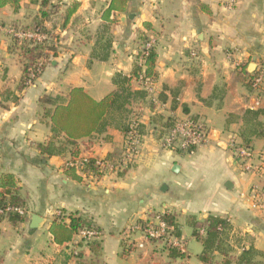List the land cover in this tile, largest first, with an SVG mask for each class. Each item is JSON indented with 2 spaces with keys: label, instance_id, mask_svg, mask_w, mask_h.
<instances>
[{
  "label": "crops",
  "instance_id": "obj_1",
  "mask_svg": "<svg viewBox=\"0 0 264 264\" xmlns=\"http://www.w3.org/2000/svg\"><path fill=\"white\" fill-rule=\"evenodd\" d=\"M60 1L49 0L45 8L43 0H21L18 9H0V25L20 26L51 11L44 26L58 41V56L51 55L39 78L21 88L20 47L0 32V177L15 176L29 217L18 225L0 219V264H122L119 258L127 260L137 247H128V232L143 223L156 224L164 214L175 216L182 261L188 259L183 225L208 216L227 219L231 227L229 257L215 253L212 264L229 259L233 264L234 256L249 248L264 254V213L251 208L250 198L252 186L264 177V116L250 142L255 153L247 163L250 169L229 149L231 137L243 142L245 113L264 110V91L247 86L255 74L249 66H264V0H235L234 5L230 0H128L124 11L111 15L113 49L107 62L90 61V56L110 0ZM140 31L148 34L157 54L155 93L130 109L140 124V154L122 174H76L77 180L66 173L67 163L78 156L118 159L125 134L109 125L79 140L73 157L66 136L54 134L41 101L52 96L66 102L75 87L103 100L115 91L116 74L130 76ZM132 87L141 90L136 81ZM188 116L205 121L209 144L193 153L164 150L161 135L173 121ZM228 183L233 186L227 188ZM62 210L66 216L86 217L98 237L77 234L57 244L50 229ZM32 215L43 219L40 228L31 227ZM162 245L169 258L164 264H179V258L170 257L168 244Z\"/></svg>",
  "mask_w": 264,
  "mask_h": 264
},
{
  "label": "trees",
  "instance_id": "obj_2",
  "mask_svg": "<svg viewBox=\"0 0 264 264\" xmlns=\"http://www.w3.org/2000/svg\"><path fill=\"white\" fill-rule=\"evenodd\" d=\"M128 0H110L109 7L104 11L103 20L105 24L96 33V44L93 47L90 61L107 62L113 49V36L111 34V26L115 20L111 19L113 12H121L125 10V5ZM21 0H0V9L7 5H13L15 9L19 8ZM42 5L46 8L48 0H43ZM77 9V5L73 10ZM51 11H43L41 18L37 19L32 25L23 26V29L41 28L44 33L49 35L50 42L46 45L34 44L30 42H20L15 39L14 42L20 47L21 58L23 60V72L20 81V87L23 88L29 84L31 73L35 71L38 63L41 60L49 62L50 56H58L56 45L57 37H54L49 32L44 23L50 19ZM12 26L19 27L20 25L13 24ZM147 30L151 29L150 24L145 25ZM53 41V44H51ZM149 41L147 33L140 31L137 36V42L140 45V50L134 59L133 70L130 76L118 73L113 78V84L116 89L101 101L94 100L81 87L72 88L68 100L66 102H58L59 98L45 96L42 99L43 108L46 111V116L51 118L53 132L55 135L64 134L66 136V144L72 151V156L76 157L77 142L84 138L91 137L94 133H103L109 125L120 129L125 135L129 131L130 124L133 119L131 107L134 103L144 102L148 94L144 90H134L132 87L133 81L138 83L140 75L144 74L147 79L153 82L157 79L155 65L157 54L152 48L146 55L145 45ZM43 67V70L45 68ZM40 76V75H39ZM39 78V77H38ZM37 78V79H38ZM36 79V80H37ZM34 80V81H36ZM33 81V82H34ZM248 88L251 86L247 84ZM260 116H264V110H248L245 113V121L247 127L240 134L243 143L250 147V142L257 135V129L263 124L258 121ZM173 121L170 127L165 130L162 138L173 127ZM141 134V131H140ZM142 135V134H141ZM107 159H115L114 155H109ZM90 170H94L90 167ZM96 171V170H94ZM66 173L77 180H81L76 176L73 168L66 167ZM8 208L22 209L23 215L12 211L6 215L0 216V219L7 218L13 225L26 223L29 217L26 212L25 200L21 197L17 180L12 174H3L0 177V210L6 211ZM160 218L166 222L168 228L172 231V235L176 239L181 238V232L176 223L175 216L160 215ZM69 220V223H67ZM143 223L142 225H146ZM190 226L193 227V236L203 244V251L199 256L202 264H212L215 253L229 257L231 249L228 247V235L230 232V224L227 219L208 216L202 221L195 218L190 219ZM86 229L99 230L82 215L71 214L66 216L62 210L53 221L51 233L57 244L63 245L71 242L73 237ZM201 230L205 231L201 235ZM170 257L172 259L184 258L185 253L180 252L176 248H170ZM264 254L249 248L240 253L236 257L233 264H264L261 259ZM223 264H232V260H225Z\"/></svg>",
  "mask_w": 264,
  "mask_h": 264
},
{
  "label": "built area",
  "instance_id": "obj_3",
  "mask_svg": "<svg viewBox=\"0 0 264 264\" xmlns=\"http://www.w3.org/2000/svg\"><path fill=\"white\" fill-rule=\"evenodd\" d=\"M230 4L234 5L235 0H230ZM0 32L5 33L11 38L20 42H30L34 44L46 45L50 42L49 35L44 33L41 28L23 29V27L12 25H0ZM153 48V41L149 40L145 45L146 55ZM45 60H41L35 71H32L29 83L36 80L43 73ZM250 79L251 87L256 91H264V66L259 67ZM138 85L148 95L155 93L154 82L147 79L144 74L140 75ZM142 135L140 134V124L134 120L129 127V131L125 135L124 149L118 159H97L91 157L78 156L67 163V168H73L77 174L86 175L88 173L96 174L97 176L119 175L129 169L134 164L140 154L142 146ZM210 142V132L205 122L201 119L188 116L175 121L173 127L161 140V146L166 151L171 152H188L193 153L195 150L205 147ZM229 149L232 151L236 160L239 163H249L253 157V150L239 141L233 136L229 142ZM92 167L94 170H90ZM247 169L250 167L247 165ZM257 184L253 185L250 190L251 208L257 212L264 213V177ZM16 211L23 215L22 209L8 208L6 211L0 210V216L6 215L9 212ZM157 223L147 222L146 225H137L131 232L139 231L146 235L148 240L166 241L172 248L184 251L183 244L175 239L172 231L168 228L166 222L160 217L156 218ZM201 235L205 234L201 230ZM83 239H94L98 237V232L94 229H86L79 233ZM74 256L78 257L79 253L74 252Z\"/></svg>",
  "mask_w": 264,
  "mask_h": 264
},
{
  "label": "rangeland",
  "instance_id": "obj_4",
  "mask_svg": "<svg viewBox=\"0 0 264 264\" xmlns=\"http://www.w3.org/2000/svg\"><path fill=\"white\" fill-rule=\"evenodd\" d=\"M53 1H55L56 4L61 2L60 0H53ZM223 118L224 117H222V119ZM254 156H255V153H254ZM183 226L184 227H183V240L182 241L183 243H186V251L188 252L186 256L188 257V259L187 261H182L181 260L182 258H179L178 263L179 264H200L198 258L202 253L203 244L193 236V232H194L193 227L188 226L187 223H185ZM128 233L131 235L127 242L128 247L130 246L129 243H131L132 247L134 244L137 247L132 249V253L129 255V258L127 260L124 259L122 256L121 257L119 256L120 257L119 261L122 264H164L166 261H169L168 254L166 253V251H164V246L162 245V244L167 245L168 243L162 240L160 241L154 240L156 243H158L156 244L154 243V241L148 240L146 235L139 231H134V232L129 231ZM42 240H43L42 242L43 245L48 244L47 235H44V238ZM134 240L136 241L135 243H134ZM166 247L169 250L171 248L169 245H167ZM155 248H158L159 250L158 253L154 252ZM1 252H3L2 249H1ZM123 253H124V250H123ZM239 255L240 254H237L236 256H234L235 259ZM38 256L41 257V253Z\"/></svg>",
  "mask_w": 264,
  "mask_h": 264
},
{
  "label": "water",
  "instance_id": "obj_5",
  "mask_svg": "<svg viewBox=\"0 0 264 264\" xmlns=\"http://www.w3.org/2000/svg\"><path fill=\"white\" fill-rule=\"evenodd\" d=\"M129 18H130V19H133L134 17H133V16H129ZM255 70H256V65L253 63V64H251V65L249 66L248 71H249V73L252 74V73L255 72ZM175 167H177V165H176ZM229 185H232V186H233L232 183H228V184L226 185V187L229 188ZM31 217H32V218H31V227H32L33 229H38V228H40V227H41V224L43 223V219H42L41 217H39L38 215H32ZM42 225H43V224H42Z\"/></svg>",
  "mask_w": 264,
  "mask_h": 264
}]
</instances>
